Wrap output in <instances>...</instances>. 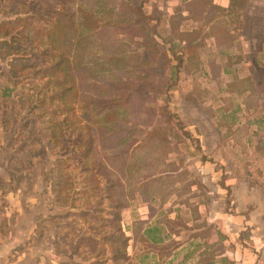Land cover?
Instances as JSON below:
<instances>
[{
    "label": "rangeland",
    "instance_id": "1",
    "mask_svg": "<svg viewBox=\"0 0 264 264\" xmlns=\"http://www.w3.org/2000/svg\"><path fill=\"white\" fill-rule=\"evenodd\" d=\"M15 6L0 12L13 20L0 33L16 25L17 63L15 81L0 79V236L14 240L4 260L231 264L234 245L252 241L250 226L228 246L187 230L175 239L164 211L194 180L192 123L214 153L208 182L232 186L211 199L235 203L234 187L245 213L264 207V0ZM149 199L150 223L123 220L119 205ZM122 233L125 259L115 260Z\"/></svg>",
    "mask_w": 264,
    "mask_h": 264
},
{
    "label": "crops",
    "instance_id": "2",
    "mask_svg": "<svg viewBox=\"0 0 264 264\" xmlns=\"http://www.w3.org/2000/svg\"><path fill=\"white\" fill-rule=\"evenodd\" d=\"M2 60L4 59L0 57V63ZM5 61L8 65L7 60ZM2 70V66H0V72ZM1 78L2 76L0 73V79ZM184 128H190L189 131L191 132L192 137H194L193 141H189V139L186 138L187 142H189V146L194 149V151L190 152L188 157L191 159V164L186 166L190 171V175L194 177V180H192L189 185H184L186 188L182 195L178 198L177 195H174L175 201L171 203L170 207H166L164 211V213H167L168 219L170 218L169 220L173 221L174 228L172 229V235L175 239H179L181 233L184 230H187L190 239L194 237L202 239L215 237V239L220 240L224 245L226 244V246H228L226 241L238 238L239 231L242 228L250 226L251 228H249L250 233H248V237H250L252 241L248 242L249 245L244 244L242 247L234 245L235 253L234 257H231L234 261L231 264H264V229H261V222H257V226L255 224V222L262 216L261 212L264 211V207L260 203H258V205L253 204L252 210L245 213L244 211L248 207L243 206L244 200L240 201L242 204L238 203L236 198V192H238V190L234 189V187L233 193L235 194V203H233L232 200L230 202L231 204H228V202H216V200L211 199L212 197L210 194L212 192H223L221 190L228 192L229 187L232 186L229 185L228 182L215 185L208 182L211 173L216 174L218 170L212 166L210 158L214 153L209 149L205 132L197 130L195 123ZM180 141L181 138L178 139L176 144L174 142L175 146L173 152L181 149ZM218 151L216 153H218ZM220 154L222 155V153H219V155ZM228 159L229 158H226V160ZM182 168L183 166L180 164L178 170H181ZM227 171L228 170H225L224 172L226 173ZM213 187L215 189H213ZM1 190L0 187V194ZM169 203L165 200L162 202L161 207L167 206ZM143 204L140 203L141 206L139 207H137V205L122 207L121 214L123 220L128 223L133 219L140 218L144 220V223H150L156 215L154 212L156 210L152 206L154 203L149 199L148 201H144ZM227 205L228 208H226ZM232 207H234V210L229 211ZM208 232L209 235L207 234ZM126 234H130V231H126ZM13 242L14 240L11 244H13ZM11 244L8 243V238L0 236V246L3 245V247H0V264L16 263L15 259L11 261L4 260V257L12 247ZM223 254L225 253L222 252L217 255L219 256Z\"/></svg>",
    "mask_w": 264,
    "mask_h": 264
},
{
    "label": "trees",
    "instance_id": "3",
    "mask_svg": "<svg viewBox=\"0 0 264 264\" xmlns=\"http://www.w3.org/2000/svg\"><path fill=\"white\" fill-rule=\"evenodd\" d=\"M6 3H3V0H0V12L4 15V16H8V15H13L16 14L18 12L16 6H15V2L16 0H6ZM16 19V17H14ZM5 20V21H4ZM13 21L12 19H1L0 20V24H3L6 21ZM13 28V29H12ZM10 30H5L3 32L0 33V45H3V47L0 50V57L2 59L7 60L8 62V69L6 71H1V76L6 75L8 80H12L15 81L16 79V53L14 51V47L16 44V25H14ZM25 63H22V65H24ZM2 91V89H0V92ZM146 135H148L150 133V130L148 131H144ZM151 132H153L151 130ZM157 132V131H156ZM138 141H136L134 144H137ZM143 146V145H142ZM121 208L123 207V205H119ZM122 239H114V241L116 243H119V245L121 247H123L122 249L117 248L115 251H113L112 257L113 259L117 260V259H125V247L127 245V235H125L124 233Z\"/></svg>",
    "mask_w": 264,
    "mask_h": 264
}]
</instances>
